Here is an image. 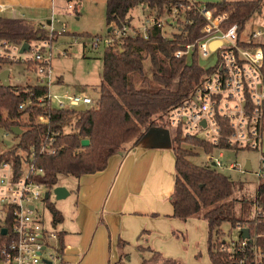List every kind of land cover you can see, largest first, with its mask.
Returning <instances> with one entry per match:
<instances>
[{"label": "trees", "instance_id": "trees-1", "mask_svg": "<svg viewBox=\"0 0 264 264\" xmlns=\"http://www.w3.org/2000/svg\"><path fill=\"white\" fill-rule=\"evenodd\" d=\"M108 36L114 26L131 24L130 11L136 7L148 8L156 18L170 14L177 6L180 10L176 25L178 31L170 37L164 28L154 25L148 29V38L142 35H129L107 45L103 60L100 96L84 111L74 108L59 109L39 107L37 101L44 97L49 87L41 84L4 85L0 81V127L11 130L17 126L22 129L15 147L0 151V160L14 158L18 160L19 148L40 147L49 135L56 132L57 152L41 154L35 157V165L44 169L42 181L55 187L62 175L81 178L85 174L97 173L108 167L112 156L126 154L133 150L144 135L153 128L167 129L168 112L189 98L197 84L213 72L199 64L198 51L190 56L176 57L178 50L194 43L201 35L206 19L194 9L184 10L189 0H106ZM199 3H195L198 5ZM216 10V14L227 12L226 26L238 23L240 28L264 5V0H240L205 3ZM42 25L31 28L22 19L0 16V41L22 45L42 39ZM15 61L0 56V72ZM28 64H38L29 60ZM35 62V63H34ZM11 78V76H10ZM32 101L24 109L23 103ZM40 114L49 115L48 122H39ZM24 116H27L25 119ZM74 120V131L65 132L64 127ZM90 144L82 145L83 139ZM6 145V144H5ZM199 147L204 153L214 150L206 141L183 136L176 128L172 136L175 153L176 179L174 191L170 196L173 205V217L187 219L204 217L208 222V250L211 264H230L227 251H222V241H213V233H219V227L225 221L233 225H246L254 233H264V221L255 224V219L239 217L235 210L236 182L210 164H198L191 160L192 147ZM239 200V199H238ZM243 203L246 198L240 199ZM254 205L264 209V180L258 185ZM244 207V206H243ZM53 223L59 224L64 216L54 205L50 206ZM64 231L60 232L61 249H64ZM264 244V238L259 240ZM142 246V245H140ZM144 248V247H143ZM150 249L155 257L165 264H181ZM145 260L142 264H145Z\"/></svg>", "mask_w": 264, "mask_h": 264}, {"label": "built area", "instance_id": "built-area-1", "mask_svg": "<svg viewBox=\"0 0 264 264\" xmlns=\"http://www.w3.org/2000/svg\"><path fill=\"white\" fill-rule=\"evenodd\" d=\"M68 7L74 5L68 2ZM184 10H195L206 19L202 35L184 49L176 52V57L190 56L195 50L198 55L208 56L217 53L213 72L206 75L195 87L192 95L181 105L172 108L167 114L170 126L180 128L183 136L196 137L212 145L214 150L206 153L208 164L219 170L222 168L239 169L245 173V166L238 168L237 163L228 167L222 159L226 151L257 150L259 152V171L264 177V20L247 29L238 23L226 26L228 13L216 14V10L206 4L191 3ZM179 8L175 6L169 17L156 15L146 18L140 26L133 23L122 27L114 26L106 44L129 35H142L148 38V29L154 25L164 27L167 21L174 23L178 18ZM264 12V5L253 15ZM167 18V19H166ZM251 19V18H250ZM51 33L54 17L46 25ZM101 36H95L93 47L100 46ZM218 42L215 48L211 44ZM23 45V44H22ZM22 45L0 41V56L19 60L25 56L37 60L41 85L50 86L52 75L47 67L50 61L36 46L50 48L48 42L37 44L32 50L21 53ZM32 51V53H30ZM28 59V60H29ZM205 68V67H203ZM208 69V68H205ZM57 97V95H55ZM58 101L57 108L70 109L84 104L91 106L95 101L89 95L66 93ZM32 101L20 105L24 109ZM37 106L53 108L50 88L48 93L38 99ZM26 119V118H25ZM39 122H48L49 115L40 114ZM12 136L11 130H6ZM37 149L34 146L16 150L18 160L14 158L0 160V264H58L64 261V249H61L60 231L50 230L45 224L34 201L46 200V193L53 190L42 181L44 169L35 165V157L41 154H55L56 132L49 133ZM10 138H7L9 140ZM11 140V139H10ZM6 140H4L5 142ZM6 144V142H5ZM7 145V144H6ZM12 145H7L8 149ZM17 146V144L15 145ZM14 146V147H15ZM252 170V169H251ZM45 190V191H44ZM255 224L264 221V209L256 206L253 216ZM250 237L241 232L239 241L232 244L222 241V251H227L230 264H264V244L259 240L264 233H254L247 225Z\"/></svg>", "mask_w": 264, "mask_h": 264}, {"label": "rangeland", "instance_id": "rangeland-1", "mask_svg": "<svg viewBox=\"0 0 264 264\" xmlns=\"http://www.w3.org/2000/svg\"><path fill=\"white\" fill-rule=\"evenodd\" d=\"M68 2H71L74 7H68ZM191 3L193 2L189 1V4ZM53 15L56 30L51 33L46 26L42 25V39L33 40L31 43L32 50L39 43L48 42L50 45V48L36 46V49H39L45 58L50 60L47 67L51 71L53 80L49 86L52 105L57 108L58 101L64 99L63 96L66 93L89 95L94 101L98 100L103 71L101 57L107 47L106 39L109 32L106 20V0H59ZM129 15L132 17V23L140 26L146 18L154 16L155 13L148 8L139 6L132 9ZM169 16L166 14V17ZM263 20L264 12L262 15L256 13L247 22V29L256 24H262ZM163 28L168 37L178 31L176 21L174 23H171L170 20L167 21ZM95 36L102 37L100 46L97 48L93 47L92 44ZM20 57L19 60H14L15 62L7 67L11 71V83L18 85L39 84L38 61L34 60L38 64H28L29 56L28 58ZM217 58V53L210 52L208 56L200 54L198 61L202 67L209 68L215 65ZM59 78H61V82ZM24 117L27 118V116ZM74 129V120L64 127V131L67 133L74 131ZM159 130L162 129L159 128ZM175 131L176 128L169 125L166 135L172 139ZM7 138L12 141L11 147L18 144V139L14 137V134L7 136L6 129L0 127V151L7 148L4 142ZM135 149L136 147L131 151ZM192 149L193 153H196L191 157L193 162L208 164V157L201 148L193 146ZM248 160L251 161L252 165L250 171L241 173L239 169L232 170L225 167L221 171L236 182L233 197L237 199L235 201L237 215L252 219L256 210V204L254 205L252 201L257 196L259 183L264 180V177L260 178L256 174V171H259V152L243 149L235 154L233 151H226V156L222 159L225 166L228 167L231 163H237L238 168H244ZM156 162V175L145 176V180L149 181L154 177L152 184L145 187L151 193L148 196L151 200V206L150 204L144 206L145 209L152 207L153 212H146L147 214L134 213L133 217H139L138 222L135 219H130L126 223L127 229L120 228V226L116 227L113 223L111 227L108 226L104 208H108V196H110V201L112 197L114 198L117 186L112 192L115 186L114 179H111V182H107L106 179L100 183L97 182L99 187L91 203L92 207L96 208L88 215L87 236L84 237L82 244L77 243V247L81 249V254L77 253V249L71 251L66 255L67 257L63 254V257L66 258L58 264H67L65 261L78 264L79 260H81L79 264H142L144 260L145 264H165L164 261L155 257L150 249L142 245L147 242V239L153 250L181 264H211L208 250V222L204 217L174 218L176 220H172L173 218L155 216L170 206L169 199L163 200L159 197L167 196V190L175 184L176 173L175 160L173 161V169L169 168L170 164L167 165L158 160ZM81 182L83 188L84 182ZM59 184L67 186L72 192L71 195L58 199L51 191L49 199L45 201L36 200L34 203L44 219V224L50 230L67 229L75 233L77 213L83 200L81 194L79 196L78 193L80 181L73 176L62 175L59 178ZM242 198H246L244 203L240 200ZM52 205L63 213L64 221L62 223L56 225L53 223V214L50 209ZM173 221L177 225L171 224ZM135 224L136 226L139 224L141 229L133 236L131 230H134L132 226ZM219 229L218 234L216 231L213 233L214 242L219 240L232 244L240 240L241 227L238 224L233 225L230 221H225ZM126 236H130V238H126ZM124 242L125 245L123 246Z\"/></svg>", "mask_w": 264, "mask_h": 264}, {"label": "crops", "instance_id": "crops-1", "mask_svg": "<svg viewBox=\"0 0 264 264\" xmlns=\"http://www.w3.org/2000/svg\"><path fill=\"white\" fill-rule=\"evenodd\" d=\"M193 3L205 4L208 2H219L221 0H189ZM228 1H240V0H228ZM59 0H0V16L8 17L12 19H22L26 21L27 25L34 28L38 25L46 26L50 21L51 17H54V12L57 9V4ZM60 82H61V78ZM59 81V80H58ZM162 161L164 164L169 165L170 169H173V161L176 160L175 153L172 147V139L166 135L165 132L159 130V128H153L149 130L144 137L136 145L134 151H129L126 154H116L111 157L108 167L100 172L85 174L80 181V190L78 191L79 196L83 200L81 201V207L78 209L77 220H76V230L75 233L62 229L60 232L64 231L63 241H64V255H68L71 251L77 249V253L81 254V249L77 247V243H83L84 237L87 236L89 220L88 215H90L96 208L92 207V200L96 194L97 182L110 181L114 179L115 186L112 192L114 193V198L109 200L107 198L108 208H104L106 223L110 227L112 223L115 226H120V228L127 229V222L130 219H135L138 222L139 217H133L134 213L153 212V208L145 209L144 206L150 204L151 200L148 198L150 192L145 189L149 184H152L154 177L151 181L145 180L146 175H156V161ZM121 166V167H120ZM120 167V170H119ZM113 168V169H112ZM119 172H118V170ZM144 171L145 174H144ZM167 171V170H166ZM176 179V173H175ZM83 181V188L82 182ZM60 185V184H58ZM65 186L64 184H61ZM175 185V184H174ZM67 187V186H65ZM85 187V189H84ZM69 190V188L67 187ZM136 189V190H135ZM70 195H71V190ZM174 191V186H171L167 190L166 197H159L160 199L170 200V196ZM111 192V194H112ZM110 194V195H111ZM166 210L158 212L155 216H163L164 218L173 217V205L170 201V206ZM145 212V213H144ZM63 214V213H62ZM64 216V215H63ZM64 221V220H63ZM109 223V224H108ZM177 225L176 222L173 223ZM133 231L131 230V235L135 234L141 229L140 225H133ZM177 227V226H176ZM79 235H74V234ZM130 238V236H126ZM133 238V237H132ZM140 240V239H139ZM144 247L150 246L148 244V239L146 240ZM125 245V242L122 244ZM151 247V246H150ZM64 256V260L65 257ZM81 263V260H79ZM67 264H76L74 262L65 261ZM78 263V264H79ZM110 263V262H109ZM111 264V263H110Z\"/></svg>", "mask_w": 264, "mask_h": 264}, {"label": "water", "instance_id": "water-1", "mask_svg": "<svg viewBox=\"0 0 264 264\" xmlns=\"http://www.w3.org/2000/svg\"><path fill=\"white\" fill-rule=\"evenodd\" d=\"M111 29V28H110ZM109 29V30H110ZM218 44V42H214L211 44L212 48H215V46ZM31 48V44L29 43H23L22 47H21V53H25L27 51H29ZM11 71L9 69H4L2 72H0V81L6 85L9 86L11 84ZM86 109V106L84 104L79 105V106H75L74 110L75 111H84ZM163 132H167V129H162ZM12 132L16 135L21 134L22 129L20 127H13L12 128ZM7 145H10L12 143L11 140H6L5 141ZM90 144V140L85 138L82 140V145L83 146H87ZM252 169V165H251V161L248 160L246 165H245V171H250ZM53 193L56 195V197L58 199H62V198H66L67 196L70 195V191L67 189V187L63 186V185H57L53 188ZM50 192L46 193V199H49L50 197ZM241 232L243 233L244 237L249 238L250 237V230L248 227H244L241 229Z\"/></svg>", "mask_w": 264, "mask_h": 264}]
</instances>
